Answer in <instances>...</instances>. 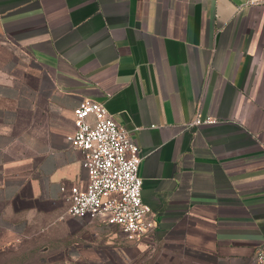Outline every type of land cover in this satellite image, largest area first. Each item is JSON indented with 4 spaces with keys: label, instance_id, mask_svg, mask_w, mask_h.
Returning <instances> with one entry per match:
<instances>
[{
    "label": "crops",
    "instance_id": "crops-1",
    "mask_svg": "<svg viewBox=\"0 0 264 264\" xmlns=\"http://www.w3.org/2000/svg\"><path fill=\"white\" fill-rule=\"evenodd\" d=\"M83 98L142 150L140 240L69 213L88 182L66 139ZM263 243L264 0H0V247L43 264H144L157 245L255 264Z\"/></svg>",
    "mask_w": 264,
    "mask_h": 264
},
{
    "label": "built area",
    "instance_id": "built-area-1",
    "mask_svg": "<svg viewBox=\"0 0 264 264\" xmlns=\"http://www.w3.org/2000/svg\"><path fill=\"white\" fill-rule=\"evenodd\" d=\"M90 116L95 117V124ZM213 121H202L198 115L190 126ZM75 126L66 139L81 151L88 182L85 189L72 188L69 213L89 220L102 218L129 239H142L154 229V219L142 198L141 148L104 102L83 98L75 108ZM255 258L264 264V243Z\"/></svg>",
    "mask_w": 264,
    "mask_h": 264
},
{
    "label": "rangeland",
    "instance_id": "rangeland-1",
    "mask_svg": "<svg viewBox=\"0 0 264 264\" xmlns=\"http://www.w3.org/2000/svg\"><path fill=\"white\" fill-rule=\"evenodd\" d=\"M154 251L153 256L147 258L144 264H216L208 258L179 253L163 245H157ZM0 264H43V260L36 252L0 247Z\"/></svg>",
    "mask_w": 264,
    "mask_h": 264
}]
</instances>
